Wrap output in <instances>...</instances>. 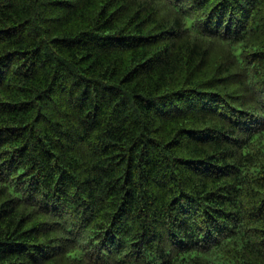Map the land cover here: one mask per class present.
<instances>
[{"label": "trees", "instance_id": "trees-1", "mask_svg": "<svg viewBox=\"0 0 264 264\" xmlns=\"http://www.w3.org/2000/svg\"><path fill=\"white\" fill-rule=\"evenodd\" d=\"M0 264H264V0H0Z\"/></svg>", "mask_w": 264, "mask_h": 264}, {"label": "bare ground", "instance_id": "bare-ground-1", "mask_svg": "<svg viewBox=\"0 0 264 264\" xmlns=\"http://www.w3.org/2000/svg\"><path fill=\"white\" fill-rule=\"evenodd\" d=\"M253 161H254V159H253ZM256 161V160H255ZM258 166H259V164H258ZM256 168V167H255ZM223 170V169H222ZM233 171V170H232ZM225 172V171H224Z\"/></svg>", "mask_w": 264, "mask_h": 264}]
</instances>
